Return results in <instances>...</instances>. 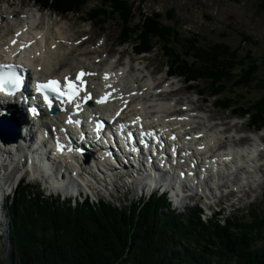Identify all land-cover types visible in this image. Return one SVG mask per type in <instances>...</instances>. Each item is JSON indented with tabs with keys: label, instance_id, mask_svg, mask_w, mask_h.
Returning <instances> with one entry per match:
<instances>
[{
	"label": "trees",
	"instance_id": "1",
	"mask_svg": "<svg viewBox=\"0 0 264 264\" xmlns=\"http://www.w3.org/2000/svg\"><path fill=\"white\" fill-rule=\"evenodd\" d=\"M31 2L65 15L78 12L85 0ZM112 6L123 18L125 32L119 44L133 43L139 54H152L155 41H160L169 74L183 78L191 90L201 88L195 84L199 79L210 78L207 89L212 97L231 94L228 83L239 67L243 69V80L239 78L242 85L251 86V76L256 75L258 65H236L237 55L226 44H215L209 51L192 46L194 60L189 61L172 47L180 38L175 27L162 24L156 14L142 15L138 25L130 26L132 7L119 0ZM223 105L234 107L232 102ZM240 113L242 118L249 116L253 127H264V96L241 107ZM9 199L11 239L18 264H264V246L254 248L256 240L264 238V215L256 212H249L254 219L250 223L233 214L226 218V226L217 220L204 224L199 207L190 209L186 216L162 211L167 203L158 195L125 210L104 202L92 207L89 200L73 208L58 199H45L25 182Z\"/></svg>",
	"mask_w": 264,
	"mask_h": 264
},
{
	"label": "rangeland",
	"instance_id": "2",
	"mask_svg": "<svg viewBox=\"0 0 264 264\" xmlns=\"http://www.w3.org/2000/svg\"><path fill=\"white\" fill-rule=\"evenodd\" d=\"M113 1L116 0H85L84 4L81 3L78 7V12H70L65 15L39 8L40 6L31 0H0V10L3 9L5 12L7 10L12 12L14 9L21 12L31 11L35 16L33 25H39L40 30L46 29L51 32H56L58 29L63 30L72 35L73 39H71L75 44L81 40H87L88 44L84 43L80 51L74 53V58H79L78 56L83 51H90L91 53L88 55L91 57L80 55V59L88 64L90 61H98L99 58H103L104 65H99V67L107 68L108 65L124 64L129 69L133 66L135 70H140L141 75L145 76V81H150L152 78L155 85L160 84L163 85L164 90L173 91L168 99L173 102L179 101L181 105L178 108L195 109L196 111L192 110L193 113L190 114L197 116H199L197 112H202L200 117L209 119L212 124H219L221 129L229 128L228 132L230 133H234L235 130L242 133H257L264 140V127L257 129L252 126L249 116L240 117L241 107L244 108L253 100L264 96V0H119L132 7L130 26L138 25L142 15L152 17L156 14L162 24L175 27L180 38L172 43V47L189 61L194 60L191 55L192 51H190L193 50L192 46L201 47L202 51H209L215 44L224 43L235 51L237 59L234 62L236 65L243 68H248L250 63L258 65L256 75L251 76V86L244 87L245 85H242L239 78L243 80L241 74L243 69L239 67L234 70V76L228 83V90L231 94L216 95V97H212L210 90L207 89L210 86V78L199 79L195 84L201 88L191 90L183 78L169 77L166 52L159 43L160 41H155L156 48L152 54H139L141 52L133 47V43L120 45V35L125 30H122L121 20L123 18L119 12L113 9ZM90 15L95 17V20L89 17ZM5 29L0 26V35L11 36L12 34ZM94 48L101 49V55H98L99 57L95 60L93 58L95 55L91 51ZM135 75L139 76L140 73H135ZM198 91H203L204 94L200 95ZM235 94H237V101H235ZM228 102H232L234 107L229 109L223 105ZM232 139L236 140L232 141L235 144L240 142L244 144L239 139L234 137ZM15 172L9 178L11 182L15 178ZM235 180L239 182L240 188L231 186ZM123 181L114 182L108 178V182L102 184V190L93 191L95 194L93 193V198L90 200L91 206L96 207L104 202L114 208L125 210L127 207L130 208L150 199L142 196L132 186L129 187L128 181L126 183ZM26 183H29L34 191L49 197L47 195L51 189L48 188L44 193L42 191L44 186L34 181L33 178L28 177ZM120 185L123 186L120 187ZM220 185L224 187L219 186V189L213 190V194H208L209 198L199 203L206 206L212 204V210L219 209V212L209 216L210 212H204V209L200 208L203 211L202 213L200 210V219L204 224L210 220H217L219 225L226 226V218L233 214L250 223L254 220L249 215L250 211L254 214L256 212L261 217L264 215V168L260 167V169L249 173H244V170L232 172L222 177ZM62 190L66 191L65 188ZM222 193L235 197L230 201L226 197L223 198ZM110 194H113L114 197ZM142 197L145 198L141 199ZM52 198L55 199L54 196ZM58 198L61 204H67L63 202L62 197ZM218 202L221 203L217 205ZM228 202L233 203L234 207H228ZM71 203L74 205L73 202ZM166 203L162 207V211L168 212L169 210L177 215L186 216L190 209L196 208L193 206H196L197 202L187 203L186 207L183 204L174 206L167 199ZM73 205V208L77 207ZM221 211L223 212L221 213ZM2 213L4 219L0 216V264H18L15 260L17 249L11 239L13 223L8 202L3 204ZM263 246L264 238L257 239L254 248L260 249Z\"/></svg>",
	"mask_w": 264,
	"mask_h": 264
},
{
	"label": "bare ground",
	"instance_id": "3",
	"mask_svg": "<svg viewBox=\"0 0 264 264\" xmlns=\"http://www.w3.org/2000/svg\"><path fill=\"white\" fill-rule=\"evenodd\" d=\"M33 17L35 16L31 11L21 12L14 9L12 12H8V10L5 12L3 9L0 10V26L5 27V30L12 34L9 37L0 35V59L11 61L20 59L26 62L40 78L39 80L54 76L68 80L74 79L78 72L91 73L85 75V81H88L90 86L87 94L91 96L95 104L86 110L88 116L110 112L118 120L136 119V123L142 124L141 126H147L155 130L160 135L162 143L166 142L170 146L174 143L179 158L177 168L192 176V178H187L188 176L183 178L184 183L188 182L190 184V188L195 186L201 190V186H204L205 190L209 191L208 186H210V191L211 189L215 190L219 186L224 187L220 185L222 177L232 172L244 170V173H249L262 167L259 165L257 158V151H259L257 143L245 147L235 144L232 141L236 140L232 139L233 133L228 132L229 128L221 129L219 124H212L209 119L200 117L202 112H197L199 116L190 114L195 109L187 108V110H184L178 108L181 105L179 101L173 102V100L169 101L168 99L173 91L164 90L163 85H155L152 78L150 81H145V76L141 75L140 70H135L133 66L129 69L124 64L115 66L107 64V68L105 66L99 67V65H104L103 58H99L98 61L92 60L93 62L90 61L88 64L80 59V55L86 57L91 53L90 51H83L78 56L79 58H74V53L80 51L87 40H81L77 45L72 40V35L65 33L63 30V32L59 29L56 32L46 29L40 30L39 25H33ZM91 51L95 55L94 60L99 57L98 55H101V49L99 48H94ZM135 73H140V75L136 76ZM105 96H108L107 103L97 102ZM123 122L126 127H131L130 123H126L125 120ZM52 125H56V123ZM7 126H11L8 121L0 126V131L4 135H7ZM28 127L27 123L24 124L27 135L24 137V144L21 143L20 147H17V152H3L2 156H5V162H1L2 166L7 165V162L12 165L15 161L20 171L23 155L30 150L31 146L32 133L31 131L28 132ZM174 138H176L175 141H173ZM137 149L139 148L131 150L137 151ZM38 151L42 153V158L47 161V165H45V162H41L39 157L35 162L31 161V166L35 165L48 177L52 186L61 189L65 179L64 172L60 169H54L57 166L56 160L50 162L47 154L43 152V148H39L37 154ZM154 153L152 148V152L150 151L151 158L159 160ZM163 155L164 151L161 153V156ZM28 162L30 163V161ZM196 165H199V167H196ZM123 166L126 170H129L126 164H123ZM193 166L195 167L193 168ZM17 168L13 169L17 170ZM74 170L77 171L79 168L74 167ZM172 170L175 173L174 166L171 168ZM0 171V174L4 175L2 172H6V169L0 167ZM83 171L87 173L86 181L90 178L89 172L91 170L86 167ZM166 179L169 180V178ZM4 181L8 185H12L11 189L14 188V184L9 177ZM165 182L166 180L163 179L162 183L165 184ZM25 184L30 185L29 183ZM231 186L240 188L236 180L231 183ZM92 187L88 188L87 194L94 193L95 190ZM43 189L42 191L46 193L47 188ZM199 195L204 196L205 194L200 193ZM43 197L45 196L43 195ZM77 197L89 199V196L82 193H78ZM1 198L9 199L11 196L7 193L3 195L0 188V216L4 219L2 213L3 200ZM197 199L199 197L190 192L186 201L182 204L186 207L187 203L197 202Z\"/></svg>",
	"mask_w": 264,
	"mask_h": 264
},
{
	"label": "snow or ice",
	"instance_id": "4",
	"mask_svg": "<svg viewBox=\"0 0 264 264\" xmlns=\"http://www.w3.org/2000/svg\"><path fill=\"white\" fill-rule=\"evenodd\" d=\"M19 35V34H18ZM13 43H15V41H13ZM4 67H7L9 69H11L13 66L12 65H6ZM90 75L91 73H84L81 72L80 74H78L76 76V80H80L81 84H83V80L81 79L84 75ZM107 78V77H105ZM59 82L57 81H49L48 84L46 85H40L39 88H51L53 91H57L59 92ZM21 86V81L20 78L18 76L15 75L14 72H8L6 74H0V91H3L5 89V87L9 88L10 90L7 92L8 95H12L13 92L15 90H19ZM69 87L71 88V95L75 96L78 89L74 86H72L71 84L69 85ZM63 94V93H61ZM45 99L47 100V97H45ZM107 97L102 98L101 100L97 101L98 103H103L106 102ZM32 111H35L34 109ZM71 122V121H69Z\"/></svg>",
	"mask_w": 264,
	"mask_h": 264
}]
</instances>
